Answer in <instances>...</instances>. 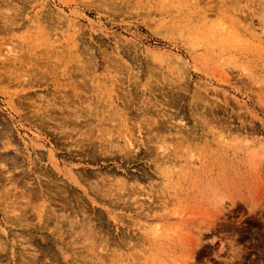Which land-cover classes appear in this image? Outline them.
I'll list each match as a JSON object with an SVG mask.
<instances>
[{"label": "rangeland", "instance_id": "obj_1", "mask_svg": "<svg viewBox=\"0 0 264 264\" xmlns=\"http://www.w3.org/2000/svg\"><path fill=\"white\" fill-rule=\"evenodd\" d=\"M85 96L146 146H91ZM0 134L5 264H264V0H0Z\"/></svg>", "mask_w": 264, "mask_h": 264}, {"label": "bare ground", "instance_id": "obj_2", "mask_svg": "<svg viewBox=\"0 0 264 264\" xmlns=\"http://www.w3.org/2000/svg\"><path fill=\"white\" fill-rule=\"evenodd\" d=\"M52 35V34H51ZM51 35H50V37H51ZM52 38V37H51ZM76 39V38H75ZM76 44V43H75ZM73 46V45H72ZM75 47V49H76V47H78V46H74ZM81 52V51H80ZM76 53V52H75ZM12 56V55H11ZM77 56V55H76ZM28 57H29V55H28ZM70 57V56H69ZM72 59H73V57H71ZM75 58V57H74ZM80 61V60H79ZM27 62H29V61H27ZM78 62V61H77ZM66 63V62H65ZM82 65V64H81ZM81 65H80V67H81ZM77 66H78V64H77ZM76 67V66H75ZM79 67V68H80ZM82 68V67H81ZM83 70H81L80 69V71L83 73V71H84V68H82ZM139 72H140V70H138V68H137V70L135 71V73H134V75H133V77H134V81H133V83H134V85H133V87H135V88H138V86L141 84L140 83V80H139V77H140V75H139ZM62 73V72H61ZM64 73V72H63ZM63 75V74H62ZM66 79V78H65ZM142 85V84H141ZM180 85V84H179ZM132 87V88H133ZM137 92V91H136ZM136 92H134L135 94H136ZM99 93V92H98ZM94 96V95H93ZM96 96V95H95ZM92 97V96H91ZM97 97V96H96ZM95 97V98H96ZM198 97V96H197ZM78 98V97H77ZM76 98V99H77ZM109 98H112V96H109ZM194 99L196 98L195 97V95H194V97H193ZM84 100V99H83ZM87 100V101H86ZM138 100H139V98H138ZM84 101H86V104H85V106L83 107L82 105H80V107L79 108H77V109H70V108H72V107H70V108H68L69 110H68V113H67V115L68 116H70V117H72L73 118V120L75 119V120H77L78 118H82L83 119V121H84V123H86L87 121H88V119H89V123H90V121H93L91 124H92V126L94 127V129H96L97 130V133L95 134V135H93L90 131H88V132H86V136H88V140H89V142H90V145L91 146H94L98 141H100V143H99V147H101V149H103L104 150V152H108V151H113L112 149H115L116 148V151L117 150H120V145H118V142L120 141V139H122L123 140V144L125 145V150H126V154H128V155H130V154H136L137 153V151L139 150V145H142V146H146L145 144H146V141H147V139H148V137H146L145 136V134H142V136H145L146 137V139L143 141V139H142V137H137V136H135V138L134 137H131L132 136V133H131V131L129 130L130 128H128V123H127V118H125V117H122V115L117 111V108H116V106L115 107H110V109H105V108H107L108 106H110V103H106V106H104L103 108L104 109H102V111L101 112H96L97 111V109L99 108V106H97V109H95V110H93L91 107H93L94 106V108H95V105L94 104H92V106H91V103L88 101V97L87 96H85V100ZM85 103V102H84ZM97 103V102H96ZM101 104V103H100ZM112 104V103H111ZM173 104V103H172ZM172 104H170V105H172ZM84 105V104H83ZM105 105V104H104ZM173 106V105H172ZM39 107V106H38ZM41 107V106H40ZM34 108V107H33ZM46 108V107H45ZM44 108V109H45ZM137 108H140V107H137ZM38 110H39V108H37ZM43 109V111L44 112H47L46 111V109L44 110ZM141 109V108H140ZM48 110V109H47ZM101 110V109H100ZM34 111V110H33ZM40 111H41V109H40ZM40 111H38L39 113H42V115H43V112H40ZM143 111V110H142ZM34 112H36V111H34ZM37 113V112H36ZM35 113V114H36ZM38 113V114H39ZM107 113V114H106ZM143 113H145L144 111H143ZM38 114H36V115H38ZM41 115V114H40ZM40 115H39V117H40ZM44 115H48L47 113L46 114H44ZM179 115V114H178ZM169 117H170V119H172V118H176L175 116H173L172 114L170 115H168ZM181 116V115H180ZM38 118V117H37ZM42 118V117H41ZM64 117H62V119H63ZM178 119V118H177ZM179 122H180V124H183V118L182 117H180L179 119ZM67 120H65V122H64V124L63 125H66L67 124V122H66ZM73 122V121H72ZM76 122H78V121H75V124H74V126L75 127H77L76 126ZM88 123V125H85V126H90L91 124H89ZM113 123V124H112ZM184 125V124H183ZM84 126V127H85ZM65 127H68V126H65ZM78 128V127H77ZM83 128V127H82ZM73 129V128H72ZM7 131V130H6ZM76 131H77V129H76ZM5 132V131H4ZM83 132V131H82ZM81 132V133H82ZM136 132H138L139 134H140V130L139 129H137V131ZM147 132V131H146ZM1 133H3V132H1ZM76 133H78V132H76ZM149 133V132H148ZM147 133V134H148ZM79 134V133H78ZM1 135V134H0ZM2 135H5L4 133L2 134ZM8 135V134H7ZM85 135V134H84ZM156 135V134H155ZM9 136V135H8ZM80 136H83V135H80ZM157 136V135H156ZM137 137V138H136ZM10 138V137H9ZM85 138V137H84ZM144 138V137H143ZM156 138V137H155ZM93 139H95L96 141H93ZM6 140V139H5ZM105 141V142H104ZM141 141H143V142H141ZM11 139L9 140L8 138H7V140L6 141H4L3 143H2V146L1 147H7L8 145H11ZM139 143V144H138ZM89 145V146H90ZM159 148H163V145L162 144H160L159 145ZM114 152H115V150H114ZM136 156L137 155H135L134 157H133V160H136L137 158H136ZM0 158H2V160H5L4 159V157H1V154H0ZM14 160L12 161V164H17V160L15 159V158H13ZM38 160V159H37ZM39 161H40V159H39ZM69 171V173H68V175H66V177L68 178V180L70 181V183L72 182V184H76L77 186H79L80 185V183L77 181L78 179H76V177H74V176H77V175H74L73 173H71V171L70 170H68ZM7 172H9L8 170H7ZM67 173V172H66ZM77 178H78V176H77ZM9 181H10V179H9ZM9 183H11V181L9 182ZM12 185H13V182H12ZM81 186V185H80ZM13 188H14V186H13ZM85 192V191H84ZM1 196H3V195H1ZM26 196V195H25ZM29 196V195H28ZM27 196V197H28ZM4 197V196H3ZM43 197V196H42ZM44 198V197H43ZM0 199H1V197H0ZM27 199H29V198H27ZM26 199V200H27ZM6 199H4V202L6 203V204H3V201L2 202H0V205L2 206V204L4 205V207L5 206H9V203H12L13 201H10L9 203H7L6 201H5ZM22 200V199H21ZM30 200V199H29ZM43 200V199H42ZM1 201V200H0ZM20 202V201H19ZM30 202H31V200H30ZM29 201H28V203H25V206L27 205V204H29L30 203ZM43 202L45 203V200H43ZM21 203H24V202H21ZM16 204V203H15ZM31 204V203H30ZM11 206V205H10ZM10 206H9V208H10ZM35 206V208H36V204L34 205ZM16 207H19V205L18 206H16ZM16 207H12V208H10L9 210H4V209H2L3 211H1V212H3L4 213V215L2 216V217H0V228H1V231L3 232V233H5V235H9L8 234V231H6V224H8L9 226L10 225H15V226H25V227H28V226H30V221H28L27 220V216H26V214H27V210L26 209H24V210H22V213H20L19 215H14L15 214V212L14 211H16L17 212V210H18V208H16ZM31 207H33V206H31ZM31 207H30V210L29 211H31ZM39 208H37V209H35L36 210V217H37V219H39L40 218V216H41V213H44V212H46L45 210H43L42 208H44V206H43V204H39V206H38ZM3 208V207H2ZM15 208L17 209V210H15ZM1 209V208H0ZM20 209H21V207H20ZM20 209H19V211H20ZM23 209V208H22ZM34 209V208H33ZM28 211V212H29ZM44 211V212H43ZM10 213H13L12 215H9ZM34 213V214H35ZM58 218V220L59 221H65V223L67 222V226L69 227V229H72V228H74L73 227V225H75L74 224V219L72 220L70 217H68V214H64V213H60V215L57 217ZM60 218H62L63 220H60ZM43 219V218H42ZM55 219V218H54ZM40 220V219H39ZM58 220L56 219L54 222V226H56V227H58V228H55V230L56 229H59L60 227H61V225H60V222H58ZM29 222V223H25V222ZM38 222V221H37ZM46 223V222H45ZM44 223V224H45ZM63 223V222H62ZM83 224V223H82ZM81 224V225H82ZM88 224H86V226H87ZM34 226V225H33ZM32 226V227H33ZM44 226V225H43ZM47 226V225H46ZM84 226V225H83ZM83 226H82V229H83ZM14 227V226H13ZM85 227V226H84ZM22 228V227H21ZM35 229H37L36 227H34ZM33 228V229H34ZM39 228V227H38ZM77 228V227H76ZM76 228H74L75 230H76ZM80 229H81V226H80ZM23 230V229H22ZM62 230V229H61ZM78 230V229H77ZM85 230H86V228H85ZM89 231H90V229H88ZM0 231V232H1ZM24 231V230H23ZM45 231V230H44ZM78 231H80V230H78ZM155 231H157V228H156V230ZM26 232V231H25ZM60 232V231H59ZM81 232V231H80ZM28 233H30V232H28ZM27 233V234H28ZM50 233V232H49ZM88 233V232H87ZM77 234H78V232H77ZM18 236H19V234H17V238H18ZM21 236V235H20ZM19 236V237H20ZM58 236V238H59V234L57 235ZM7 237V236H6ZM30 237V236H29ZM60 237H61V235H60ZM87 237V236H86ZM85 237V238H86ZM21 238V237H20ZM22 238H24V237H22ZM91 238H93V237H91ZM95 238V237H94ZM1 240H0V247L2 246L3 247V245H4V248H5V244L6 243H3V239L2 238H0ZM19 239V238H18ZM28 239V238H27ZM20 240V242L22 241V239H19ZM24 240H26V238L24 239ZM85 240V239H84ZM95 239H93V241H94ZM6 240L4 239V242H5ZM14 241V240H13ZM12 241V242H13ZM29 241V240H28ZM7 242H9V241H7ZM26 242V244L28 245V243H27V241H25ZM14 243V242H13ZM12 244V243H11ZM21 244H22V242H21ZM24 244V243H23ZM26 244L25 245H23L24 247L26 246ZM20 245V244H19ZM102 245V244H101ZM22 246V247H23ZM6 247H8V246H6ZM30 247L32 248V246H31V244H30ZM34 247V246H33ZM101 247V246H100ZM233 247H234V245H233ZM3 248V249H4ZM66 248V247H65ZM102 248H103V246H102ZM232 247H230V249H231ZM2 249V250H3ZM10 249H12V248H10ZM24 248H22V250H23ZM25 249H26V247H25ZM1 250V248H0V252L2 251ZM6 250V249H5ZM4 250V251H5ZM64 250V249H63ZM235 250L237 251V249H234V248H232L231 249V251L229 252V255H231V254H234L235 253ZM34 251H36V250H34ZM65 252V251H64ZM22 253V252H21ZM36 253V252H35ZM12 254V253H11ZM23 254V253H22ZM34 254V253H33ZM237 253H235L234 255H236ZM31 255V254H30ZM35 255V254H34ZM10 256H12L13 257V255H10ZM21 256V255H20ZM33 256V255H32ZM232 256V255H231ZM35 257V256H34ZM3 259L1 258V256H0V264H2L3 262H1ZM22 260H24V259H22ZM5 261V260H4ZM10 262V261H9ZM21 263V262H20ZM19 263V264H20ZM23 263V262H22ZM21 263V264H22ZM3 264H5V263H3Z\"/></svg>", "mask_w": 264, "mask_h": 264}]
</instances>
